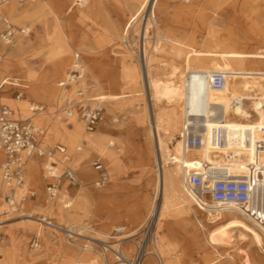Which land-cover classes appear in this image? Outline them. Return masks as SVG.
Wrapping results in <instances>:
<instances>
[{
	"label": "bare ground",
	"instance_id": "bare-ground-1",
	"mask_svg": "<svg viewBox=\"0 0 264 264\" xmlns=\"http://www.w3.org/2000/svg\"><path fill=\"white\" fill-rule=\"evenodd\" d=\"M11 1L8 0L0 5V7L5 5L0 9V15H6L14 25L26 24L33 17L38 19L39 23L43 24L42 33L47 36V38H41L39 35V47L49 45L51 51L44 70L37 75L32 68L28 67V60L36 52L33 42L27 39L29 36L18 35L16 38L18 45H15V41L13 46L3 47L4 58L0 63V84L12 89L21 88L24 98L13 100L0 91V108L8 107L12 111L13 119L18 122H32L33 125L40 124L44 127L35 125L43 132L39 144L46 155L43 158L33 157L27 161L24 169L26 170L25 185L18 190L21 195L29 192L26 186L32 190L35 187L38 198L23 203L18 214H10L0 219V230L15 225L10 228L15 249L7 254L6 259L5 250L0 249V264H41L46 257H52L55 253L57 258L51 264H124L117 263L112 253H108L104 259L96 247L84 250L82 245L85 238L111 244L113 249L121 251L126 260H130L134 250L130 245L134 246L135 238L149 220L155 222V229L144 264H156V261L154 262L156 257L160 259V264H195L196 260L193 262L192 255L203 246L217 253L212 261L201 257L204 264H216L218 259H226L225 255L218 252L221 247L238 246L237 251L244 254L246 264L253 263L247 253L248 250L241 247L253 248L264 254V232L248 224L238 214L224 208L202 212L184 191L180 179L183 165L189 169L197 166H220L227 152L226 148L206 144L203 150L189 153L183 159L180 133L187 115L223 117L228 141L234 139L243 141L247 132L253 140L264 139V69L251 65L264 61V53L197 50L195 46L187 42V36H184L181 31L177 19V14L187 13L188 6L183 3L185 1L190 3L191 0H167L169 3L177 1L182 4L176 15L168 19L169 27L172 28L160 31L159 42L153 46L150 54L147 53L146 43L143 49H139L137 69L129 65L125 66L127 62L123 61L125 68L123 70H126L125 84L128 89L136 94L141 88L146 98L147 114L137 113L140 121L136 131L139 136L138 142H132L123 132L116 131V125L109 124L110 116L114 115L109 101L99 128L110 130L117 135L111 136L105 131L89 134L85 130L79 110L75 108H78L76 105L79 104L93 103L86 95L84 99L77 96L74 99L75 86L70 89L59 87V83L71 68L76 50L82 51L79 47L85 42L82 38L79 40L80 46H76L67 20L69 14L58 12L57 7L68 0H49L48 2L41 0L40 4L32 5L23 12L14 8V5L9 8ZM158 2L159 0H143L138 11L129 17L122 30L114 20L117 10L108 9L104 0H74L66 10L75 11L97 30L107 35V39L100 38L96 43L100 50L105 44L122 43L126 40L145 13L147 21L145 19L143 41L148 40V29L156 20L155 8ZM234 41V38H231L226 43ZM92 52V49L88 50V53ZM160 57L170 60V70L163 75L153 72V65ZM15 71L19 75L17 78L11 76ZM219 73L228 74L227 82L223 88H212L210 79L214 74ZM106 88H108L107 85L104 86V90ZM96 96L98 100H102L98 94ZM66 102H73V115L69 119L57 115ZM33 104L41 106L42 111L32 114L29 107ZM158 104L163 105L162 113ZM209 120L205 123L208 128L219 123L216 120ZM154 129L157 130V136ZM56 142L64 144L71 153L86 146V156L76 157L71 164L72 167L65 166L66 162L62 158L66 155L64 147L57 145L50 152L51 146ZM58 147L64 148L65 155L58 152ZM98 149L102 151L95 161H100L103 165L108 164L111 175L104 189L92 191L87 187V183L92 181L93 176L90 156ZM238 150L240 157L235 164L237 171L239 173L253 172L254 161L251 151L240 144ZM57 153L62 157L53 156ZM126 155L133 156L132 165H124L123 160ZM4 160V154L0 151V162L3 163ZM54 161L59 170H62L63 166L70 167L74 171L79 183L75 195L71 196V192L65 185H60L57 199H51L47 194V185L54 183L55 180L44 173V165L46 162ZM259 162L264 165V153ZM153 166L155 168L154 197L150 200L144 195V190L152 187V180L145 177ZM128 168H133L135 174L137 173L133 180L125 176ZM5 191V187L0 183V197ZM94 193L100 194L104 199L101 206L96 201ZM65 199L69 200V208L64 206ZM44 209L54 212L66 228L76 229L83 238H79L75 244H72L62 233L44 227L40 223L42 218H36L38 212ZM146 214L147 220L139 224L136 229L127 231L122 242H111V239L116 240L115 237L102 228L96 229L89 223L82 227L78 224L81 221L134 223L145 219ZM9 221L14 222L3 226ZM175 229L184 233L182 242L174 236ZM86 232L91 236L85 235ZM34 239L40 241V247L28 248V241ZM232 258L229 256L226 260Z\"/></svg>",
	"mask_w": 264,
	"mask_h": 264
},
{
	"label": "rangeland",
	"instance_id": "rangeland-1",
	"mask_svg": "<svg viewBox=\"0 0 264 264\" xmlns=\"http://www.w3.org/2000/svg\"><path fill=\"white\" fill-rule=\"evenodd\" d=\"M48 1L49 0H47V2ZM73 1L74 0H68L64 2L63 5H57V8L60 14H69L67 20L69 21L70 31L75 39L76 46H80V39L84 38L85 40L84 44L79 47V49L81 48L82 51L76 50L75 53L82 55L83 62L85 65V84L88 90L86 97L92 103H94V101H101L104 104V114L102 116V119H104L105 117L106 108L108 106L109 101L110 107H112L114 112V115H111L108 120L109 124L112 126L116 125V131L123 132L125 136H127L132 142H138L139 136L137 135L136 131L138 130V125L140 124V121L137 113H145V115L147 114L146 98L141 88L140 92L136 94H133L128 89L127 85L125 84L126 70H123L125 69L123 66V61L127 62L126 65L124 64L125 66L129 65L130 67L132 66L137 69V52L139 51V49H143V46L146 43L147 53L150 54L152 52L153 46L159 42V38L161 35L160 31L166 28H172L169 27L168 19H170L172 15H176L177 11L182 6V4L177 1L169 3L167 0H159L155 8L156 20L153 26H149L148 29V40L143 41V32L147 21V14L145 13L146 16L145 14L143 15V17L138 21L136 29L130 32L126 40H124L122 43L118 42L114 44H107L108 46L105 44V46H102L99 50V46L96 44L97 41L100 38L107 39V35H104V33L102 31H99V29L97 30V28L92 26L91 23L84 20L80 15H77L75 11L68 9L66 10V8L69 7ZM142 1L143 0H104V4L108 9L113 10L115 8L117 10L116 11L114 9L116 11V17L114 16V20L116 21L119 29L122 30L129 17L138 11ZM39 2H41V0L36 2H32L31 0H12L8 7L11 8L12 5H14V8L23 12L32 5L40 4ZM183 4L185 6H188V8L186 9L187 13H185V15L177 14L179 26L181 27V31L183 32L184 36H187V42L195 46L197 50H215L218 52H221L223 50H236L245 53H264V0H191L190 3L185 1ZM4 6H1L0 9H2ZM120 13H122V16L120 15ZM3 17L8 18L6 15L2 14L0 15V20ZM15 26L17 28L27 27L32 31L31 35L27 37V39L33 42V46L36 52L28 60V67L32 68L37 75L41 74V72L44 70L45 63L49 60V53L51 51V46L49 45L39 47V35L41 38H47V36L42 33L43 24H40L39 20L33 17L30 22L26 24L19 23ZM231 38H234L235 41L226 43ZM15 45H18L17 41ZM91 49L93 50V52L88 53V50ZM251 65L264 69V61H259V63H252ZM169 70L170 60L168 58L160 57L156 60L153 65L154 74L163 75ZM11 76H13V78H17L19 75L15 71L11 74ZM163 78L165 79V77ZM105 85H107L108 88L104 90ZM0 91L1 93H4L5 96L13 100L18 99L20 97L24 98L21 88L15 87L12 89L5 85L4 88ZM74 91H76V88ZM96 94H98L102 98V100H98ZM75 98L76 95L74 96V99ZM77 106L78 108L75 109L78 111L80 110V107L85 106V104H79L76 105V107ZM159 109L160 113H162V104L159 105ZM78 113L80 114L81 112L79 111ZM57 115L62 117L61 111ZM102 119L99 122L96 131H105V133H108L111 136H116L117 133H114L110 130H106L102 127L101 129L99 128V126L102 124ZM63 121L69 122L70 120ZM35 125L44 128L40 124ZM154 133L155 136H157L156 129H154ZM57 145H62V147L66 149V155L62 157V155L57 153L53 156L60 155V157L63 158L64 162H66L65 166L68 165L72 167L71 164L74 163L76 157H85L87 153L86 146L85 148H82L77 152L71 153L64 144L59 142H56L51 146L50 152H52V149ZM101 151V149H98L91 153L90 161L92 164L100 155ZM132 159L133 156L126 155L123 160L124 165H132ZM104 165L110 177L111 174L108 168V164ZM64 168L65 167L62 166V170L60 171H63ZM135 175H137V173L135 174L133 168H128L125 176L133 180L136 177ZM154 177L155 168L153 166L150 172L145 177L146 179L148 178L152 180V187L146 188L144 190V195L148 196L150 200H153L154 197ZM96 178L97 175L93 170L92 181L90 183H87V187L90 188L92 191H100L106 186L105 185L102 188H96ZM60 185H65L67 190L69 187L71 196L75 195L77 189L79 188V183L76 186H69L68 182L65 180H62ZM26 189L29 191H34L36 194L38 193L35 187H33L32 190L30 187L26 186ZM94 196L96 198V201L101 206V204L104 202L102 196L96 193H94ZM36 197L38 198V194ZM78 209L80 210L79 207ZM78 209L75 208V210ZM36 218H45L63 227L66 226L56 217V214L54 212L48 209H44L41 212H38ZM145 220H147V214L145 215V219L141 220L140 224H142ZM12 222L14 221H9L8 223L3 224V226L11 224ZM87 223L88 222L86 221H81L78 224L82 227ZM14 226L15 225H11L0 230V249L5 250V259L7 257V254L13 252L15 249L13 244V238L10 233V228ZM118 227L126 226L118 225ZM118 227H116L112 232H110V235H112V237L114 231L117 230ZM126 229L127 231L130 230L128 227H126ZM84 234L91 236V234L88 232ZM173 234L178 240L182 242V236L184 234L183 232L177 231V229H175L173 231ZM116 241L117 240L111 239V242ZM31 242V240L28 241V248H30ZM130 247L134 249L133 245H130ZM241 248H244L246 251L248 250L247 253L250 255L253 264H264V254L261 251H256L253 248L248 249L246 246H243ZM237 249L238 246L230 248H219L218 252L222 255H225L226 259H228L229 256L233 258L231 260L218 259L216 264H246L243 257L244 254L239 253ZM215 255H217L216 251H214L213 249L205 248L203 246L194 252V254L192 255V259L193 262H195V259L200 260V262L196 261L195 264H204V261H201L200 259L201 257H203L204 260L212 261L213 259H215ZM56 258L57 254L55 253L52 257H46V259H44L46 261L43 260L41 264H51L56 260Z\"/></svg>",
	"mask_w": 264,
	"mask_h": 264
},
{
	"label": "built area",
	"instance_id": "built-area-1",
	"mask_svg": "<svg viewBox=\"0 0 264 264\" xmlns=\"http://www.w3.org/2000/svg\"><path fill=\"white\" fill-rule=\"evenodd\" d=\"M8 0H0V5ZM32 2L38 0H31ZM32 31L28 28H17L8 18L0 20V63L4 58L3 47L13 46L18 35L30 36ZM84 62L82 55L76 53L71 68L67 71L65 78L59 83L60 88L70 89L76 87L77 98L84 99L87 90L85 84ZM228 74H214L210 79L212 88H223L227 82ZM4 85L0 84V88ZM19 97V96H18ZM73 102H66L61 108L62 116L69 119L73 115ZM101 101H94L80 107V114L87 133L96 131L99 122L104 114V107ZM206 107L204 113L206 114ZM29 111L32 114L42 111L39 105H31ZM218 121L212 128L206 126L207 120ZM43 135L42 130L30 122H18L12 117V111L8 107L0 109V151L4 154L5 160L0 162V183L6 191L0 197V219L10 214H18L21 205L26 201H33L36 194L29 191L19 194L18 190L25 185V166L29 159L33 157L43 158L45 152L40 148L39 139ZM180 140L183 147V159L189 153L201 151L206 144L212 147L226 148L223 164L220 166H197L188 168L183 165L180 179L184 191L192 198L196 207L202 212L224 208L241 216L248 224L264 232V165L259 160L264 153V139L253 140L247 132L243 141L234 139L228 141L227 132L224 128V118L210 115H187L184 119ZM251 151L254 161V169L251 173H239L236 169L238 160V146ZM58 152L65 155L64 148L58 147ZM50 155V154H49ZM93 170L97 175L95 181L96 188H102L108 182L109 174L100 161L93 163ZM44 172L54 183L47 185V194L51 199L59 197L60 182L65 180L69 186L78 184L77 177L70 167H65L60 171L57 163L46 162ZM258 190V191H257ZM256 191V192H255ZM64 205L70 207L68 199ZM40 223L46 228L62 233L68 242L75 244L81 235L76 229L63 227L51 220L42 218ZM155 222L149 220L134 243L133 257L126 260L119 249H113L111 244H105L85 238L83 249L88 250L96 247L105 259L108 253H112L117 263L124 264H144L149 252L148 249L153 240ZM127 233L126 227H119L114 231L113 236L118 242L124 241ZM117 242V243H118ZM41 245L38 239H34L31 249L39 248ZM156 264H160V259L156 257Z\"/></svg>",
	"mask_w": 264,
	"mask_h": 264
},
{
	"label": "crops",
	"instance_id": "crops-1",
	"mask_svg": "<svg viewBox=\"0 0 264 264\" xmlns=\"http://www.w3.org/2000/svg\"><path fill=\"white\" fill-rule=\"evenodd\" d=\"M21 28H27V27H21ZM68 190L70 191L69 187ZM88 223L94 226L96 229L102 228L105 232H112L116 227H118V225L126 226L129 229H135L141 223V221H136L134 223H128V221H88ZM195 260L197 262H200V260L198 259Z\"/></svg>",
	"mask_w": 264,
	"mask_h": 264
}]
</instances>
